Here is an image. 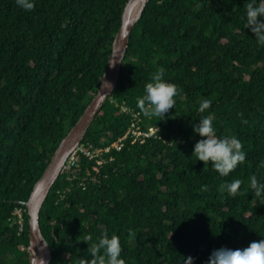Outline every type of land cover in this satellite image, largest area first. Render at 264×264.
<instances>
[{"label":"trees","instance_id":"16d2710c","mask_svg":"<svg viewBox=\"0 0 264 264\" xmlns=\"http://www.w3.org/2000/svg\"><path fill=\"white\" fill-rule=\"evenodd\" d=\"M129 1L34 0L25 11L0 0V264H31L22 203L97 95ZM248 2L148 3L119 85L83 144L111 145L134 122L159 131L135 143L130 135L99 171L80 157L59 176L40 216L52 264L90 259L103 233L119 237L125 264H184L188 256L206 264L214 249L264 239V196L249 187L253 175L264 183V45L245 28ZM158 67L180 89L162 120L138 107ZM205 99L211 107L200 113ZM203 116L213 118L218 137L243 144L246 159L227 177L192 154L202 139L193 126ZM234 179L242 194L219 191Z\"/></svg>","mask_w":264,"mask_h":264},{"label":"clouds","instance_id":"9594fccd","mask_svg":"<svg viewBox=\"0 0 264 264\" xmlns=\"http://www.w3.org/2000/svg\"><path fill=\"white\" fill-rule=\"evenodd\" d=\"M16 4L25 11H33L35 8L34 0H16ZM245 7V28H250L257 42L264 45V21L258 19L264 17V0L259 3L257 0H249ZM164 77L165 70L158 67L151 76V81L145 85V94L138 99V107L147 118L157 117L160 118L158 120H162L169 109L175 108V97L179 95L180 89ZM211 104L212 101L209 99L202 100L198 111L204 113ZM240 115L243 116L242 113ZM242 122L248 123L247 120ZM156 131L158 133L159 129L156 128ZM193 131L202 139L195 143L192 154L204 165L211 161V166L221 176L227 177L245 161L246 153L243 151L242 142L235 136L218 137L211 116H203L199 119V123L193 126ZM241 184V179H234L220 185L219 191H226L228 195L235 197L242 194ZM249 187L256 197L264 196V183L259 182L255 175L250 177ZM203 190L207 191V185L203 186ZM88 251L91 258H79L77 264H125V260L120 258L122 251L120 239L115 234L109 237L107 233H103ZM193 260V257L188 256L184 259V264H193ZM206 264H264V239L251 241L244 248L214 249Z\"/></svg>","mask_w":264,"mask_h":264},{"label":"water","instance_id":"95a60500","mask_svg":"<svg viewBox=\"0 0 264 264\" xmlns=\"http://www.w3.org/2000/svg\"><path fill=\"white\" fill-rule=\"evenodd\" d=\"M150 1L130 0L127 4L123 14L122 27L114 40L109 64L97 95L61 141L42 177L35 184L29 200L22 203L26 206L29 215L30 247L28 250L31 253V264H52L53 262V249L41 228V211L51 189L62 174L68 158L77 146L82 144L100 110L115 93L129 50L132 31Z\"/></svg>","mask_w":264,"mask_h":264},{"label":"built area","instance_id":"2783aa9c","mask_svg":"<svg viewBox=\"0 0 264 264\" xmlns=\"http://www.w3.org/2000/svg\"><path fill=\"white\" fill-rule=\"evenodd\" d=\"M156 128L159 129V126L151 125L148 130H142L141 127L137 125L136 122H134L128 129L127 133L123 137L119 138L117 141L113 142L111 145L96 148L93 145H86L82 143L77 146V148L72 152L63 167L62 173L66 170H71L73 167L77 166V161L80 159V157H86L90 161L95 162L93 166L94 170L99 171L101 165L113 160V157H110L109 160H106L104 158V155L111 153L114 149L121 150L124 146L123 141L127 139L130 135L134 137L132 140L133 143L138 141V139L144 141L147 136L157 134ZM17 213L20 217L19 223L23 225L22 214L20 213V211H18Z\"/></svg>","mask_w":264,"mask_h":264}]
</instances>
